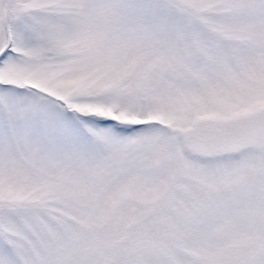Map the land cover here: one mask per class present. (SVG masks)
<instances>
[{
  "label": "snow or ice",
  "instance_id": "1",
  "mask_svg": "<svg viewBox=\"0 0 264 264\" xmlns=\"http://www.w3.org/2000/svg\"><path fill=\"white\" fill-rule=\"evenodd\" d=\"M0 264H264V0H0Z\"/></svg>",
  "mask_w": 264,
  "mask_h": 264
}]
</instances>
